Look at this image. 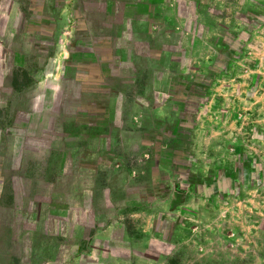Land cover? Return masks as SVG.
<instances>
[{
	"label": "rangeland",
	"instance_id": "1",
	"mask_svg": "<svg viewBox=\"0 0 264 264\" xmlns=\"http://www.w3.org/2000/svg\"><path fill=\"white\" fill-rule=\"evenodd\" d=\"M93 3L0 0V134L6 85L29 80L9 66L15 38L23 34L27 48L35 42L25 27L48 25L36 18L41 10L66 9L75 29L103 10ZM159 11L172 21L166 37L181 43L182 72L167 80L164 110L142 131L143 148L116 151L140 185L136 204L105 213L102 232L111 236L87 230L80 254L60 239L21 234L16 215L2 217L0 233L14 243L0 244V264H264V0H167Z\"/></svg>",
	"mask_w": 264,
	"mask_h": 264
},
{
	"label": "crops",
	"instance_id": "2",
	"mask_svg": "<svg viewBox=\"0 0 264 264\" xmlns=\"http://www.w3.org/2000/svg\"><path fill=\"white\" fill-rule=\"evenodd\" d=\"M99 1L103 10L82 16L75 29L66 9L41 10L36 18L48 25L25 27L35 42L27 48L23 34L15 38L9 66L29 80L5 84L8 120L0 134V220L16 215L21 234L60 239L77 254L87 230L111 236L102 232L105 213L136 204L140 185L116 151L143 148L142 131L164 110L158 101L167 80L182 72L181 43L166 37L172 21L159 11L167 0ZM49 44L48 55L40 49ZM13 243L0 233V244Z\"/></svg>",
	"mask_w": 264,
	"mask_h": 264
}]
</instances>
